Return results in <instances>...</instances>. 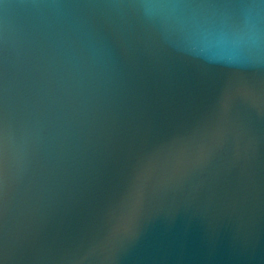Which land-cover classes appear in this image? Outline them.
Segmentation results:
<instances>
[{"label":"water","instance_id":"1","mask_svg":"<svg viewBox=\"0 0 264 264\" xmlns=\"http://www.w3.org/2000/svg\"><path fill=\"white\" fill-rule=\"evenodd\" d=\"M0 264H264V0H0Z\"/></svg>","mask_w":264,"mask_h":264}]
</instances>
